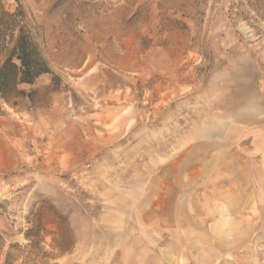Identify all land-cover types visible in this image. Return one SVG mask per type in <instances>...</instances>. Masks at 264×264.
Here are the masks:
<instances>
[{
  "label": "rangeland",
  "instance_id": "obj_1",
  "mask_svg": "<svg viewBox=\"0 0 264 264\" xmlns=\"http://www.w3.org/2000/svg\"><path fill=\"white\" fill-rule=\"evenodd\" d=\"M20 29L0 264H264V0H0V64Z\"/></svg>",
  "mask_w": 264,
  "mask_h": 264
},
{
  "label": "trees",
  "instance_id": "obj_2",
  "mask_svg": "<svg viewBox=\"0 0 264 264\" xmlns=\"http://www.w3.org/2000/svg\"><path fill=\"white\" fill-rule=\"evenodd\" d=\"M51 73L32 38L22 29L0 64V99L9 101L21 96L32 100L34 91L25 92L21 85L32 86L43 74Z\"/></svg>",
  "mask_w": 264,
  "mask_h": 264
},
{
  "label": "crops",
  "instance_id": "obj_3",
  "mask_svg": "<svg viewBox=\"0 0 264 264\" xmlns=\"http://www.w3.org/2000/svg\"><path fill=\"white\" fill-rule=\"evenodd\" d=\"M261 107L264 109L263 105H261ZM254 119H255V117L251 118V120H254ZM251 124H254L255 126H264V119L260 117V118H258V120L251 122Z\"/></svg>",
  "mask_w": 264,
  "mask_h": 264
}]
</instances>
